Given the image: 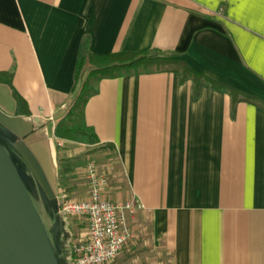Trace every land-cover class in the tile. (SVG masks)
Segmentation results:
<instances>
[{
    "label": "crops",
    "instance_id": "1",
    "mask_svg": "<svg viewBox=\"0 0 264 264\" xmlns=\"http://www.w3.org/2000/svg\"><path fill=\"white\" fill-rule=\"evenodd\" d=\"M86 39L99 55L173 53L264 102V0H0V72H13L12 85L0 79V140L57 214L76 180L60 143L88 144L56 135ZM93 83L85 120L99 141L88 145L115 154L125 200L143 203L131 229L150 220L172 264H264V107L233 112L231 95L208 84L196 98L172 65Z\"/></svg>",
    "mask_w": 264,
    "mask_h": 264
},
{
    "label": "rangeland",
    "instance_id": "2",
    "mask_svg": "<svg viewBox=\"0 0 264 264\" xmlns=\"http://www.w3.org/2000/svg\"><path fill=\"white\" fill-rule=\"evenodd\" d=\"M1 141V140H0ZM63 160L65 164H70L72 174L76 180L69 181L73 186L70 195L74 199H80L85 196L88 189V180L86 178V167L90 160H95L100 169L109 177V187L107 197L113 201L125 200L123 190L119 185L124 186V172L118 165L115 154L104 151L103 146H89L88 144L79 145L71 142H61ZM72 149L73 156L67 157V149ZM7 149V148H6ZM76 150L75 151L73 150ZM15 161V159L13 158ZM16 163V162H15ZM111 164V166H110ZM17 167L23 178L25 185L32 197V200L42 218V223L50 241V245L57 264H73L71 258V247L82 237L88 224L85 218L63 216L55 213L51 204L41 200L29 185L26 174ZM69 174V173H68ZM52 210V212H51ZM51 212V218L47 212ZM131 225V224H130ZM133 238L124 248L123 252L110 264H172V254L163 247L157 246L152 239L150 220L137 218L132 224Z\"/></svg>",
    "mask_w": 264,
    "mask_h": 264
},
{
    "label": "trees",
    "instance_id": "3",
    "mask_svg": "<svg viewBox=\"0 0 264 264\" xmlns=\"http://www.w3.org/2000/svg\"><path fill=\"white\" fill-rule=\"evenodd\" d=\"M176 66L181 72L183 80L192 78L195 82V97L198 98L201 87L208 84L229 93L232 97L233 112L240 101L259 103L264 107V102L259 98L247 94L235 87L205 78L203 74L191 68L186 62L177 58L173 53L161 50L120 51L109 54H95L91 52L89 40L81 45L79 61L75 74V87L73 89L74 102L67 116L56 126V135L59 138L82 143H97L98 137L94 128L88 126L85 120V108L88 100L99 92L95 82L104 78H116L129 74L151 72L153 67ZM88 75L85 76V72ZM13 72H0L1 81L12 85ZM19 109L29 112L25 99L14 90ZM72 250V247H71Z\"/></svg>",
    "mask_w": 264,
    "mask_h": 264
},
{
    "label": "built area",
    "instance_id": "4",
    "mask_svg": "<svg viewBox=\"0 0 264 264\" xmlns=\"http://www.w3.org/2000/svg\"><path fill=\"white\" fill-rule=\"evenodd\" d=\"M86 178L89 197L74 199L69 192L62 191L58 195V213L85 218L88 224L86 236L72 247L73 264H110L133 238L129 216L144 205L137 199L110 200L106 194L109 177L95 160L88 162Z\"/></svg>",
    "mask_w": 264,
    "mask_h": 264
},
{
    "label": "water",
    "instance_id": "5",
    "mask_svg": "<svg viewBox=\"0 0 264 264\" xmlns=\"http://www.w3.org/2000/svg\"><path fill=\"white\" fill-rule=\"evenodd\" d=\"M0 264H57L42 218L1 141Z\"/></svg>",
    "mask_w": 264,
    "mask_h": 264
}]
</instances>
